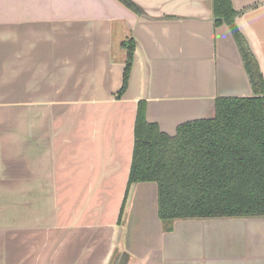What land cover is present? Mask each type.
Listing matches in <instances>:
<instances>
[{
  "label": "crops",
  "instance_id": "crops-1",
  "mask_svg": "<svg viewBox=\"0 0 264 264\" xmlns=\"http://www.w3.org/2000/svg\"><path fill=\"white\" fill-rule=\"evenodd\" d=\"M132 1L0 0V264H264V217L164 231L156 183L128 185L139 101L174 135L252 94L212 0ZM231 2L264 77V0Z\"/></svg>",
  "mask_w": 264,
  "mask_h": 264
},
{
  "label": "trees",
  "instance_id": "trees-1",
  "mask_svg": "<svg viewBox=\"0 0 264 264\" xmlns=\"http://www.w3.org/2000/svg\"><path fill=\"white\" fill-rule=\"evenodd\" d=\"M139 12L132 0H120ZM215 25L228 26L252 89L249 96L219 97L211 118L178 125L174 135L145 118L138 103L128 185L155 182L164 231L176 219L264 216V77L231 0H212ZM127 47L119 98L127 88L134 45Z\"/></svg>",
  "mask_w": 264,
  "mask_h": 264
},
{
  "label": "water",
  "instance_id": "water-1",
  "mask_svg": "<svg viewBox=\"0 0 264 264\" xmlns=\"http://www.w3.org/2000/svg\"><path fill=\"white\" fill-rule=\"evenodd\" d=\"M257 217H264V216H257ZM115 264H123L122 260L121 261H117Z\"/></svg>",
  "mask_w": 264,
  "mask_h": 264
}]
</instances>
